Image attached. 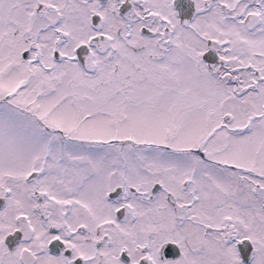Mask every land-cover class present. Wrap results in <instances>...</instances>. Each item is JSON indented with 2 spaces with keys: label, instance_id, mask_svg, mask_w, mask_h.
I'll return each instance as SVG.
<instances>
[{
  "label": "snow or ice",
  "instance_id": "obj_1",
  "mask_svg": "<svg viewBox=\"0 0 264 264\" xmlns=\"http://www.w3.org/2000/svg\"><path fill=\"white\" fill-rule=\"evenodd\" d=\"M177 2L0 0V264H264V0Z\"/></svg>",
  "mask_w": 264,
  "mask_h": 264
},
{
  "label": "water",
  "instance_id": "obj_2",
  "mask_svg": "<svg viewBox=\"0 0 264 264\" xmlns=\"http://www.w3.org/2000/svg\"><path fill=\"white\" fill-rule=\"evenodd\" d=\"M176 6L180 10V19L185 17V16H188V17L191 16L192 7H191L190 0H178ZM96 20L97 19L94 17V22ZM110 196H112V194ZM118 216H119V214L117 213V217ZM8 238L10 240H14L15 241V240H17L19 238V233H15L11 237H8ZM57 246H58V241H54L49 247H57ZM249 250H250V246H249ZM52 252L57 253L58 250L57 249L55 251L52 250Z\"/></svg>",
  "mask_w": 264,
  "mask_h": 264
},
{
  "label": "flooded vegetation",
  "instance_id": "obj_3",
  "mask_svg": "<svg viewBox=\"0 0 264 264\" xmlns=\"http://www.w3.org/2000/svg\"><path fill=\"white\" fill-rule=\"evenodd\" d=\"M102 2H103V0H101ZM190 19V18H189ZM203 59H204V61L206 60V61H208V60H212V59H215V54L213 53V52H211V51H209V52H207V53H205V55L202 57ZM159 188V186L157 185L155 188H154V191H156L157 189ZM118 192H119V190H117ZM111 195V194H110ZM119 214V216L117 217L118 218V220L119 219H122L123 218V209L118 213ZM15 242V241H14ZM9 244L10 245H12V244H14L13 243V241L11 240L10 242H9ZM63 247V245H60L59 244V242H58V246L57 247H49V250H50V253L52 252V250L53 251H55L56 249L58 250V252L57 253H54V255H58L59 254V250L61 249ZM171 247H173V246H166V249L167 248H171ZM52 254V253H51ZM167 254V253H166ZM65 255H69V253H65ZM177 255H178V251H177ZM172 258H174V257H172ZM121 259L124 261V264H128V258H127V256H126V254H122V256H121ZM162 259H163V257H162Z\"/></svg>",
  "mask_w": 264,
  "mask_h": 264
},
{
  "label": "rangeland",
  "instance_id": "obj_4",
  "mask_svg": "<svg viewBox=\"0 0 264 264\" xmlns=\"http://www.w3.org/2000/svg\"><path fill=\"white\" fill-rule=\"evenodd\" d=\"M102 2V1H101ZM192 7V6H191ZM194 9H193V7H192V11H193ZM185 18H190V17H188V16H185V17H183V18H181V20H183V19H185ZM97 20L95 21V22H97L98 21V18H96ZM93 22H94V18H93ZM94 22V23H95ZM203 59V58H202ZM204 60V59H203ZM206 62V61H205ZM215 62V59L211 62H206V63H209V64H212V63H214ZM111 198H112V196H110V200H111ZM2 205H3V201H0V207H2ZM51 231H53V233L55 232V230H51ZM21 233H19V238L17 239V240H15V242H14V240H12L13 241V243L14 244H12V245H10L9 244V242L11 241L9 238H7L6 239V245H8V247H9V250L11 251V250H13V246L14 245H16V244H18V242H19V240H20V237H21ZM61 245V244H60ZM53 255H54V252H51ZM50 253V254H51Z\"/></svg>",
  "mask_w": 264,
  "mask_h": 264
}]
</instances>
